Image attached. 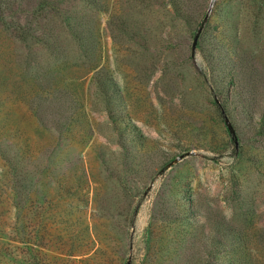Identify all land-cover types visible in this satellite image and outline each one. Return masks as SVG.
<instances>
[{"label": "rangeland", "instance_id": "obj_1", "mask_svg": "<svg viewBox=\"0 0 264 264\" xmlns=\"http://www.w3.org/2000/svg\"><path fill=\"white\" fill-rule=\"evenodd\" d=\"M14 262L264 264V0H0Z\"/></svg>", "mask_w": 264, "mask_h": 264}, {"label": "trees", "instance_id": "obj_2", "mask_svg": "<svg viewBox=\"0 0 264 264\" xmlns=\"http://www.w3.org/2000/svg\"><path fill=\"white\" fill-rule=\"evenodd\" d=\"M218 106L220 107V110L223 111V113H225V108H224L223 104H218ZM14 264H15V262H14Z\"/></svg>", "mask_w": 264, "mask_h": 264}, {"label": "water", "instance_id": "obj_3", "mask_svg": "<svg viewBox=\"0 0 264 264\" xmlns=\"http://www.w3.org/2000/svg\"><path fill=\"white\" fill-rule=\"evenodd\" d=\"M207 18H208V14H207L205 20H206ZM197 40H198V35H197L196 38H195V41H194V47H195V45H196ZM230 128H231V126H230ZM231 130H232V128H231ZM128 264H129V263H128Z\"/></svg>", "mask_w": 264, "mask_h": 264}, {"label": "bare ground", "instance_id": "obj_4", "mask_svg": "<svg viewBox=\"0 0 264 264\" xmlns=\"http://www.w3.org/2000/svg\"><path fill=\"white\" fill-rule=\"evenodd\" d=\"M214 1V0H213Z\"/></svg>", "mask_w": 264, "mask_h": 264}]
</instances>
